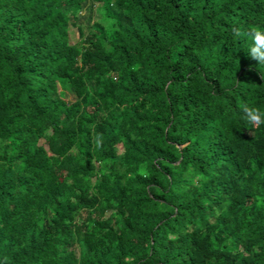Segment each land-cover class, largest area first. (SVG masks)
<instances>
[{"label":"trees","instance_id":"trees-1","mask_svg":"<svg viewBox=\"0 0 264 264\" xmlns=\"http://www.w3.org/2000/svg\"><path fill=\"white\" fill-rule=\"evenodd\" d=\"M250 25L264 0H0V264H264Z\"/></svg>","mask_w":264,"mask_h":264},{"label":"clouds","instance_id":"clouds-1","mask_svg":"<svg viewBox=\"0 0 264 264\" xmlns=\"http://www.w3.org/2000/svg\"><path fill=\"white\" fill-rule=\"evenodd\" d=\"M232 34L234 39L248 38L252 44L246 52L247 57L255 61L258 65H264V31L257 25H250L246 30L233 28ZM252 64L249 66V71H254ZM261 79H264V74L257 73ZM242 119L250 124L253 128H258L264 125V112L258 107L244 104L241 106ZM147 175V173H144Z\"/></svg>","mask_w":264,"mask_h":264},{"label":"rangeland","instance_id":"rangeland-1","mask_svg":"<svg viewBox=\"0 0 264 264\" xmlns=\"http://www.w3.org/2000/svg\"><path fill=\"white\" fill-rule=\"evenodd\" d=\"M87 13V12H86ZM87 15H85V17H86ZM84 19L82 18V21H83ZM63 91H65V94L67 95V99L68 98H70L71 97V95H70V93H69V91H67V90H63Z\"/></svg>","mask_w":264,"mask_h":264}]
</instances>
